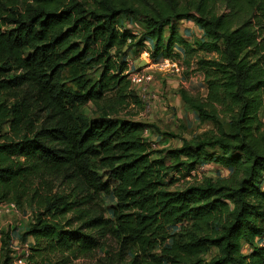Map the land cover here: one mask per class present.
Here are the masks:
<instances>
[{"label": "trees", "instance_id": "1", "mask_svg": "<svg viewBox=\"0 0 264 264\" xmlns=\"http://www.w3.org/2000/svg\"><path fill=\"white\" fill-rule=\"evenodd\" d=\"M184 19L204 38L188 41ZM148 40L151 58L208 55L196 60L206 98L180 94L216 130L155 149L144 123L119 116L142 106L119 58ZM262 109L264 0H0V204L35 211L27 264L106 247L99 264H264ZM206 162L231 173L199 179ZM9 238L0 264H13Z\"/></svg>", "mask_w": 264, "mask_h": 264}, {"label": "rangeland", "instance_id": "2", "mask_svg": "<svg viewBox=\"0 0 264 264\" xmlns=\"http://www.w3.org/2000/svg\"><path fill=\"white\" fill-rule=\"evenodd\" d=\"M126 25L132 31H140L142 29V23L139 19H128ZM177 25L180 33L190 42H193L194 39L204 38L203 30L192 19H184L179 21ZM152 48L153 44L148 40L143 49L139 48L138 53L134 49L129 53L126 52V55L121 56V59L113 52L120 61L126 62L130 60L132 62L129 65L127 64L128 71L132 72L147 68L146 70L153 75L152 79L146 83L132 82L142 101V106L132 103L128 107L121 109L118 113L119 116L144 123L147 127V142L155 149L179 147L184 139H192L210 129L216 130L214 123L202 122L198 113L184 103L180 94V90L185 89L194 96H199L202 99L206 98L207 84L205 76L202 71L198 70L196 60L200 55H208L205 54L204 50H198V52L187 57L190 60V63H187L184 58V49L177 47L176 51L180 53L181 58L173 59L179 63L181 70L180 72H173L161 67V63L167 58L150 57L148 52ZM210 55L213 56L214 53H210ZM95 109L94 105L89 104L84 107V112L91 115ZM260 116L264 121V109H262ZM217 151L221 152L219 149ZM193 173L197 178L202 179L204 177L224 178L229 176L231 172L228 168L217 163L206 162L199 165ZM190 179L179 183L185 184ZM102 198L109 215L113 217L116 203L115 197L102 194ZM34 213V209L26 205L24 207L19 206L17 210L0 216V244L2 233L9 232V241L13 254L18 253L22 245H31L33 243L32 237H25L23 234L33 220ZM178 228L179 226H176L172 230L175 231ZM24 237L26 238L25 240ZM109 242L112 243L110 240ZM262 243H264V239H262ZM117 244L113 240L112 245H115L113 247L114 252L119 250L116 246ZM108 248H99L93 254L73 259L71 264H99L100 259L106 255V249ZM243 251L244 253H249L250 249L245 245L243 246Z\"/></svg>", "mask_w": 264, "mask_h": 264}, {"label": "built area", "instance_id": "3", "mask_svg": "<svg viewBox=\"0 0 264 264\" xmlns=\"http://www.w3.org/2000/svg\"><path fill=\"white\" fill-rule=\"evenodd\" d=\"M133 33L136 31L133 30ZM132 62L129 60V64ZM162 68L171 70L173 72H180L181 67L175 59L167 58L163 63H161ZM147 69V68H146ZM146 69H140L136 71H128V77L133 83H146L150 81L153 75ZM147 133V131L145 132ZM18 209V205L14 202H3L0 204V216L3 214H8L11 211ZM31 254V250L28 244L22 245L21 250L18 253L13 254L14 264H27V260Z\"/></svg>", "mask_w": 264, "mask_h": 264}]
</instances>
